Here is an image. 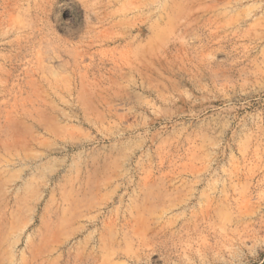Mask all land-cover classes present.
<instances>
[{"label":"rangeland","instance_id":"obj_1","mask_svg":"<svg viewBox=\"0 0 264 264\" xmlns=\"http://www.w3.org/2000/svg\"><path fill=\"white\" fill-rule=\"evenodd\" d=\"M0 264H264V0H0Z\"/></svg>","mask_w":264,"mask_h":264}]
</instances>
